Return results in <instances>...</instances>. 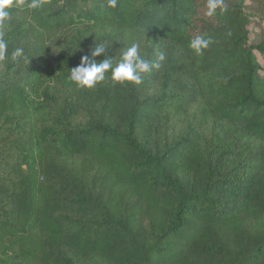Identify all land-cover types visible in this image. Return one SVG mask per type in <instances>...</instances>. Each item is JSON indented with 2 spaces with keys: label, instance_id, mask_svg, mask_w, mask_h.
I'll use <instances>...</instances> for the list:
<instances>
[{
  "label": "trees",
  "instance_id": "16d2710c",
  "mask_svg": "<svg viewBox=\"0 0 264 264\" xmlns=\"http://www.w3.org/2000/svg\"><path fill=\"white\" fill-rule=\"evenodd\" d=\"M29 3L0 25V264H264V0ZM94 42L166 61L79 88Z\"/></svg>",
  "mask_w": 264,
  "mask_h": 264
},
{
  "label": "clouds",
  "instance_id": "9594fccd",
  "mask_svg": "<svg viewBox=\"0 0 264 264\" xmlns=\"http://www.w3.org/2000/svg\"><path fill=\"white\" fill-rule=\"evenodd\" d=\"M24 3V0H0V25H3L11 16L12 10L18 8ZM117 0H108V6L115 8ZM29 9H39L42 7V0H31L27 5ZM208 15H213L217 8L225 11L222 0H208L207 4ZM212 43V40L197 37L194 39L190 47L197 55L202 54L204 49ZM8 44L0 38V60L6 58ZM140 44L133 43L121 51V56L118 62H115V57L109 56L106 43L94 42V45L89 48L87 54L81 57L80 63L70 70L68 79L77 87L84 89H92L97 84L106 79V74L110 73L111 79L117 84H135L142 83L143 75L152 71L160 70L166 61L164 52L156 54L155 59L148 60L143 58L140 53ZM24 54L23 48H16L12 54V60L22 57ZM104 56V59L97 60L98 57Z\"/></svg>",
  "mask_w": 264,
  "mask_h": 264
}]
</instances>
